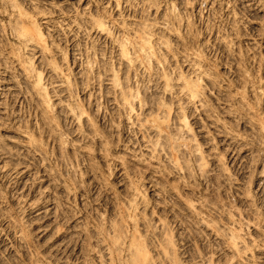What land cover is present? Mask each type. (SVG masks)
<instances>
[{"label": "rangeland", "instance_id": "1", "mask_svg": "<svg viewBox=\"0 0 264 264\" xmlns=\"http://www.w3.org/2000/svg\"><path fill=\"white\" fill-rule=\"evenodd\" d=\"M0 264H264V0H0Z\"/></svg>", "mask_w": 264, "mask_h": 264}]
</instances>
